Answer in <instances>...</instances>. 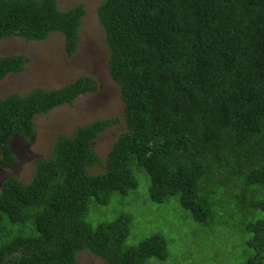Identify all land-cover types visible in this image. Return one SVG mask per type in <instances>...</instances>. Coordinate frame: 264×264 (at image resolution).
I'll return each mask as SVG.
<instances>
[{
  "label": "trees",
  "instance_id": "16d2710c",
  "mask_svg": "<svg viewBox=\"0 0 264 264\" xmlns=\"http://www.w3.org/2000/svg\"><path fill=\"white\" fill-rule=\"evenodd\" d=\"M84 14L82 4L0 0V43L59 33L72 56ZM97 15L123 114L58 134L28 181L1 182L0 264H78L82 251L107 264L168 260L160 234L129 242L132 221H145V194L155 204L179 202L199 227L224 211L239 217L250 251L218 257L264 264V0H103ZM28 60L0 53V79ZM96 85L83 75L0 96V167L16 164L9 143L28 141L36 116ZM121 119L126 130L102 163L93 141Z\"/></svg>",
  "mask_w": 264,
  "mask_h": 264
},
{
  "label": "rangeland",
  "instance_id": "374dc122",
  "mask_svg": "<svg viewBox=\"0 0 264 264\" xmlns=\"http://www.w3.org/2000/svg\"><path fill=\"white\" fill-rule=\"evenodd\" d=\"M102 1L57 0L61 10L75 4H82L85 9L80 26L79 47L72 56L65 54L63 38L59 33H52L44 40H26L20 36L2 39V55L23 54L29 60L21 72L10 73L0 79V96L15 92L25 94L34 87H58L83 75L91 76V79L97 81V85L95 90L78 97L71 104L36 116L34 133L28 141L20 137L10 141L9 146L17 162L11 167H0V184L9 176H15L23 182L28 181L34 173V163L50 155L58 134H71L77 126L90 124L98 119L121 118L123 107L120 91L108 73L109 52L104 43V29L97 19V7ZM125 130L126 125L121 119L120 123L97 135L93 148L102 163L116 137ZM100 170L101 167L93 169ZM218 191L222 197L227 195L224 187L218 188ZM141 202L143 207L138 208L145 211V221H140L139 218L132 221L135 225L130 229L129 242L139 243L148 234H160L168 242L169 259L149 258L147 264H175L174 260L178 257V264H224L219 257H229L227 249L242 253L246 249L250 251L245 236L240 232V218L230 217L227 211L222 212L223 216L214 225L199 227L194 221L190 224L186 222V209L177 201L155 204L145 194ZM109 210L111 212V209L106 208L105 212L110 213ZM86 219L89 221V217ZM221 249L222 252L217 254ZM230 259L232 263L236 262L234 255H230ZM78 264L107 263L90 251H82L78 255Z\"/></svg>",
  "mask_w": 264,
  "mask_h": 264
},
{
  "label": "clouds",
  "instance_id": "9594fccd",
  "mask_svg": "<svg viewBox=\"0 0 264 264\" xmlns=\"http://www.w3.org/2000/svg\"><path fill=\"white\" fill-rule=\"evenodd\" d=\"M99 5H100V4H99ZM99 5H98V6H99ZM97 9H98V7H97ZM97 19H98V15H97ZM98 23H99V22H98Z\"/></svg>",
  "mask_w": 264,
  "mask_h": 264
}]
</instances>
